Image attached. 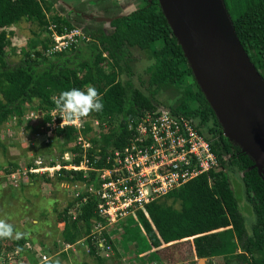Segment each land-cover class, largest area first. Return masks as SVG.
Masks as SVG:
<instances>
[{
  "label": "trees",
  "instance_id": "16d2710c",
  "mask_svg": "<svg viewBox=\"0 0 264 264\" xmlns=\"http://www.w3.org/2000/svg\"><path fill=\"white\" fill-rule=\"evenodd\" d=\"M139 1V5L128 14L104 10V16L111 18L110 26L115 29L114 32H106L102 27H83L82 31L90 38L87 44L53 58L42 56L40 64H34L29 55L16 63L8 61L9 39L6 30L23 20L39 28L44 27L46 13L52 3L45 0H0V123L9 114H15L19 120L26 103L39 101L37 110L54 108L53 97H58L63 91L73 88L83 90L88 83L96 87L98 67L105 54L120 76H125V80L109 84L100 92L103 110L93 112L117 116V129H110L99 139L91 138L92 145L100 146L103 156L108 150L119 149L125 144L129 121L137 119L144 112L165 106L174 113L197 118L206 135L214 139L213 149L221 161L220 170L210 173L211 184L207 175H202L164 198L178 201L180 209L162 205L164 199L146 205L147 216L138 212L136 220L128 221L124 230L126 243H136L131 225L137 222L143 247V252H140L141 245L136 243L140 253L166 252L168 249L172 252L176 245L190 254L191 245L197 260L222 256L223 264H244L248 261L246 255H249L253 264H264V164L258 166L248 151L224 135V129L195 81L159 1ZM219 1L237 40L264 80V0ZM54 21L71 26L57 16ZM135 49L147 61H153L138 75L132 69L136 60ZM190 76L195 81L194 88L185 82ZM185 90L188 92L185 93ZM169 91H179L172 103L158 98ZM83 120L86 121L83 133L91 135L90 121L94 119ZM74 133L72 127H66L55 130L53 137L65 135L66 140L74 141ZM79 159L74 158L72 163L78 164ZM232 172L241 176L245 201L255 215L250 235L246 232L230 184L229 173ZM67 181L77 184L90 182L83 179L80 173L63 170L55 183ZM75 200L81 206L79 219L71 220L67 208L55 218L56 224H62L60 240L75 244L84 238L92 262L84 260L81 264H101V258L96 255L97 247L89 237L97 218L96 202L93 198L85 204L80 199ZM129 230L132 234L127 236ZM6 240L0 239V247ZM234 243L238 248L233 246ZM23 244V240L14 243L18 249Z\"/></svg>",
  "mask_w": 264,
  "mask_h": 264
},
{
  "label": "rangeland",
  "instance_id": "374dc122",
  "mask_svg": "<svg viewBox=\"0 0 264 264\" xmlns=\"http://www.w3.org/2000/svg\"><path fill=\"white\" fill-rule=\"evenodd\" d=\"M99 1L97 4L101 2ZM124 1L125 5L120 6L121 11H124L123 14L133 11L140 2L139 0ZM100 4L98 5L100 6ZM116 5V3L113 4V6ZM47 12L52 11L50 9ZM91 23L90 27H96V24H93L94 21ZM71 25L81 30L83 27H88L81 21ZM45 26L39 28L37 25H32L23 20L9 27L6 30L9 39L8 61L16 63L29 55L32 63L40 64L42 56L53 58V55L50 56L46 53L50 42L46 38ZM106 28L107 32L113 31L110 25H106ZM44 47L46 48L45 51L43 50ZM134 56L136 60L132 65V69L135 75L143 72L145 68L153 63V61H147L141 56L137 49L134 50ZM107 57L103 55L104 59L99 65L100 68L98 67L100 73L98 72L99 80L95 88L99 94L109 84L125 80V76H120L119 71ZM185 82L190 87H195V81L191 76L187 77ZM89 85L91 83L86 84L83 90H86ZM1 90L2 86H0V99H2ZM178 92H164L158 98L172 103ZM187 92L185 90V93ZM38 105L39 101L26 103L23 106L19 120L15 114H9L0 123V219H4L7 223L13 225L15 230L25 234L22 239L16 240L13 238L3 242L0 247V264H29V262L30 264H81L84 260L92 262L84 238L73 244L74 246L69 248L67 252L62 251L63 242L60 240L59 234L62 224L55 223L56 216L65 208L68 209V217L71 220L79 219L81 206L75 202V195L80 187L79 184L73 181L55 183V181H58V175L50 177L48 172H35V174L29 172L30 169L39 170L45 167L69 164L80 154L74 141L66 140L65 135H55V137L52 135L45 142L44 134L41 132L43 125L33 119H26L29 113L36 112ZM103 116H110V118L103 119L105 118ZM88 118L104 120L109 130L117 125L115 114L100 115L92 112ZM67 158L68 160H66ZM35 162H39V164L36 165ZM55 177L57 178L54 179ZM229 179L237 200L238 211L244 219L246 232L250 235L252 226L255 223V215L251 206L245 201V189L241 176L232 172L229 173ZM162 201V205L180 209V203L172 198H166ZM82 225V222L79 221V226L82 227ZM131 226L134 229L135 242L139 246L141 245L139 249L140 252H143L137 222L132 223ZM82 232H84L83 228ZM127 232V236L132 234L131 230ZM124 238L125 235L123 240ZM20 240H23L24 244L18 249L14 243ZM136 243H131V250L127 253L122 252L120 248L113 247V253L108 252L106 257L105 252L100 251L101 264H147L157 261L153 257L154 254L148 253L145 257L143 256L145 260H141L140 252L137 250L138 244ZM233 246L238 248L236 243ZM15 251L18 252V255L15 254ZM183 255L184 257L179 256L178 264H190L188 262L190 259L189 253L184 250ZM214 264L223 263L216 262Z\"/></svg>",
  "mask_w": 264,
  "mask_h": 264
},
{
  "label": "built area",
  "instance_id": "2783aa9c",
  "mask_svg": "<svg viewBox=\"0 0 264 264\" xmlns=\"http://www.w3.org/2000/svg\"><path fill=\"white\" fill-rule=\"evenodd\" d=\"M47 15L48 55L63 54L90 41L80 28L60 25L54 21L56 15ZM59 115L56 107H46L29 113L26 119L43 125L41 132L45 142L55 130L72 127L75 131L74 143L80 153L78 164L70 162L39 170L30 169L29 172H48L52 177L61 176L63 170L72 171L90 181L79 184L75 198L80 199L82 204L91 198L96 202L97 218L89 237L97 247L96 255L99 257L100 251L105 252L107 257L108 252L113 253V247L125 241L124 230L128 219H136L138 212L147 216L146 205L161 201L202 175H207L211 184L210 173L221 168V161L213 149L214 139L206 135L200 121L174 113L165 106L156 107L129 121L125 144L119 149L108 150L104 156L100 146L95 148L91 143L92 137L99 139L110 131L104 120H91L92 134L85 135V120L61 127ZM117 126L118 123L113 129ZM72 246L63 243L62 251L67 252ZM15 254L18 255V252L15 251ZM246 256L248 261L244 264H253L252 258Z\"/></svg>",
  "mask_w": 264,
  "mask_h": 264
},
{
  "label": "water",
  "instance_id": "95a60500",
  "mask_svg": "<svg viewBox=\"0 0 264 264\" xmlns=\"http://www.w3.org/2000/svg\"><path fill=\"white\" fill-rule=\"evenodd\" d=\"M224 135L264 164V80L219 0H158ZM203 264V262H201Z\"/></svg>",
  "mask_w": 264,
  "mask_h": 264
},
{
  "label": "crops",
  "instance_id": "0c3cea01",
  "mask_svg": "<svg viewBox=\"0 0 264 264\" xmlns=\"http://www.w3.org/2000/svg\"><path fill=\"white\" fill-rule=\"evenodd\" d=\"M45 1L48 3H52V7L50 8L52 12H47L48 14L56 15L57 17H60L61 20H63L66 23H69L70 25L77 21L78 22L81 21L83 22V24H85V26L90 27L89 25L92 24L91 22L94 21L93 24H96V27L102 26V28L106 32H107L106 25H110L111 18L102 15L105 9L113 10V12H120L121 15H124L122 13L124 11H121L120 8V6L125 5L124 0H100L101 2L99 0H45ZM98 1L102 3V4L98 3L100 4V6L97 4ZM115 3L117 5L113 6V4ZM112 30L113 31L111 32L115 31L114 28ZM125 240L127 241V239ZM126 241H123L121 245L118 244L116 246L117 248H120V250L124 253L130 252L131 250L130 245H132L130 242L126 243ZM190 242H192V238H190ZM183 252L184 249L182 247L180 246L178 247L175 245V248L172 252L169 249L166 252H162V250H159L157 252L150 251L146 253H140L139 256L140 258H142L141 260H145L143 256L145 257L147 253L152 255L154 254L153 257L156 258L157 261L149 262L147 264H178L179 256L182 255V257H184ZM189 255H190V259L188 262H190V264H201V262H203V264L206 263L214 264L216 262L223 263L222 256H215L208 259L197 260L194 257L193 252L191 251V245H190Z\"/></svg>",
  "mask_w": 264,
  "mask_h": 264
},
{
  "label": "clouds",
  "instance_id": "9594fccd",
  "mask_svg": "<svg viewBox=\"0 0 264 264\" xmlns=\"http://www.w3.org/2000/svg\"><path fill=\"white\" fill-rule=\"evenodd\" d=\"M56 111L62 119L61 127L66 124H76L87 118L92 112L103 110L102 97L94 86H87L86 90L73 88L63 91L58 97H53ZM24 233L14 229L13 225L0 219V239H22Z\"/></svg>",
  "mask_w": 264,
  "mask_h": 264
}]
</instances>
